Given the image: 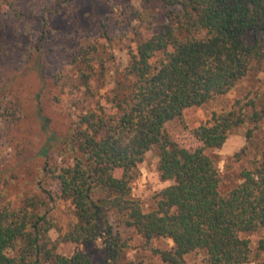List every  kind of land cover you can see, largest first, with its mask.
Here are the masks:
<instances>
[{
  "label": "trees",
  "instance_id": "trees-1",
  "mask_svg": "<svg viewBox=\"0 0 264 264\" xmlns=\"http://www.w3.org/2000/svg\"><path fill=\"white\" fill-rule=\"evenodd\" d=\"M75 1L0 0V73L1 63L14 56L9 41L22 34L8 36L7 24L22 25L30 34L36 26L38 42H43L53 16ZM159 2L164 23L129 48L113 72L112 87L101 96L90 87L92 64L105 70L106 61H115L114 53L103 57L97 44L73 53L76 70L61 87L77 113L64 135L52 131L42 108L37 109L45 141L34 191L12 197L11 182L0 176V264H128L127 240L115 230L120 226L147 242L169 239V249L151 250L165 264H186L192 253L203 254V264H264V238L255 244L245 237L264 229V154L241 171V182L225 195L219 190L217 162L207 154L234 133H242L247 143L253 140L264 120V95L240 97L213 110L191 128L198 142L193 150L166 130L168 123L183 122L187 111L225 96L261 70L264 0ZM102 28L99 38L110 42ZM53 77L55 85L62 80L60 72ZM73 78L79 82L70 84ZM79 94L93 98V106L86 109V98ZM20 113V100L0 86V138L18 125ZM148 151L169 184L145 212L131 191ZM57 201L69 207L65 227L51 218ZM53 229L58 233L54 240ZM67 242L100 243V258L59 254L58 245Z\"/></svg>",
  "mask_w": 264,
  "mask_h": 264
},
{
  "label": "rangeland",
  "instance_id": "rangeland-1",
  "mask_svg": "<svg viewBox=\"0 0 264 264\" xmlns=\"http://www.w3.org/2000/svg\"><path fill=\"white\" fill-rule=\"evenodd\" d=\"M36 1L38 4L41 2ZM46 1L52 5L50 0ZM163 23V8L159 0H76L62 13L53 16L49 23L50 31L43 42H38L36 26L32 27L35 31L30 34L22 25L12 22L6 25L8 36L22 33L9 41L14 56L1 63L0 73V86L6 85L10 95L16 101L20 100L18 125L12 131H3L0 138V176L11 182L12 197L32 193L40 179L43 158L39 154L45 136L40 130L37 109L42 108V114L49 119V127L58 135H64L75 120L77 112L71 106L70 96L61 87L76 70L72 65L73 53L89 44L99 45L105 58L109 56L108 52L114 53L115 61H106L105 70L92 64L95 73L90 79V87L98 97L112 87L113 72L124 63L129 48L134 49L137 43L157 32ZM102 27L110 42L99 38L98 30H103ZM37 47L39 51L34 52ZM59 72L62 80L55 85L53 76ZM78 82L75 78L69 81L70 84ZM263 95L264 63L259 72L243 79L225 96L187 111L183 122L174 120L168 123L167 133L179 145L193 150L198 142L190 130L208 118L213 110H220L240 97ZM78 97L86 98L83 100L86 109L93 106V98L83 94ZM207 154L217 162L221 174L219 190L225 195L241 182V171L251 169L253 160L264 154V120L259 123L250 143L246 142L242 133H234L221 148L207 151ZM157 165L154 152L148 151L140 165V177L132 184V197L141 203L145 212L153 209L158 193L169 184L160 178ZM56 189L51 188L52 191ZM69 214L68 204L57 201L51 218L65 227ZM115 230L123 240H127L129 247L125 252V261L128 264H165L151 250L169 249L172 246L169 239L154 238L147 242L133 229L120 226ZM49 235L53 240L58 237L54 229ZM245 237L256 244L264 238V229ZM100 248V243L77 245L67 242L60 243L57 252L64 256L83 252L98 260ZM203 258L201 253H192L186 257V264H203Z\"/></svg>",
  "mask_w": 264,
  "mask_h": 264
}]
</instances>
